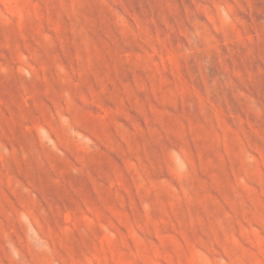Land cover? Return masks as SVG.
<instances>
[{
  "label": "rangeland",
  "instance_id": "1",
  "mask_svg": "<svg viewBox=\"0 0 264 264\" xmlns=\"http://www.w3.org/2000/svg\"><path fill=\"white\" fill-rule=\"evenodd\" d=\"M0 264H264V0H0Z\"/></svg>",
  "mask_w": 264,
  "mask_h": 264
}]
</instances>
